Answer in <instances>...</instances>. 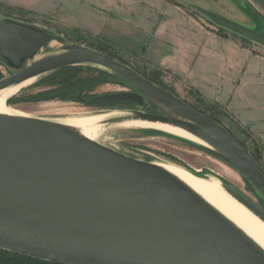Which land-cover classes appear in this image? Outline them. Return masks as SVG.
I'll return each mask as SVG.
<instances>
[{
	"label": "water",
	"instance_id": "water-1",
	"mask_svg": "<svg viewBox=\"0 0 264 264\" xmlns=\"http://www.w3.org/2000/svg\"><path fill=\"white\" fill-rule=\"evenodd\" d=\"M252 2L264 11V0ZM208 16L264 45L256 30ZM53 42L62 47L38 59ZM0 58L15 72L0 79V91L70 66L110 72L129 90L94 96L92 102L147 103L158 113L128 109L107 123L141 120L180 128L238 171L264 200V167L251 151L225 125L130 65L15 19L0 20ZM220 180L264 223V209ZM0 250L55 264H264L258 243L155 162L118 152L61 122L2 113Z\"/></svg>",
	"mask_w": 264,
	"mask_h": 264
},
{
	"label": "rangeland",
	"instance_id": "rangeland-1",
	"mask_svg": "<svg viewBox=\"0 0 264 264\" xmlns=\"http://www.w3.org/2000/svg\"><path fill=\"white\" fill-rule=\"evenodd\" d=\"M134 1L139 3L143 0ZM144 1L147 2V0ZM150 1L152 18H170V14L166 12L169 7H174L176 10L175 17H180L179 14L186 17H193L198 23L199 31L204 33L208 32L217 41L219 40L217 33L221 30V27L208 16L209 13L244 25L253 30L264 31V11L252 2V0ZM2 4L7 6V8L0 7V20L15 19L26 24L38 26L63 38L68 44L78 43L108 55L111 54L114 59L130 65L142 75L145 74L153 78L157 84L160 83L167 91L176 94L190 105L204 111L208 115L216 117L240 140H244V135L235 129V126L231 123L228 116L213 103L207 102L202 97L197 96L195 91L192 90L189 81L170 72L168 73L165 67L158 64L156 56L161 51L160 42L154 49L150 50V54H143L142 49L147 43L148 36L141 34L139 30L129 34L119 32L106 33L102 35L105 39L101 40L91 37L88 34H83L73 26L61 24L46 16L18 11L17 5L20 4L19 2H4ZM75 19L77 21L78 16ZM137 19L139 18L136 17ZM135 23L138 22L136 21ZM224 32L230 40L232 49L246 47L258 52L264 51V45L245 40L242 36L236 35L227 29ZM61 47L62 45L58 42L51 43L50 47L45 49L38 59L58 51ZM86 72H82L81 75L85 76L87 74ZM8 74L9 69L0 58V79ZM42 80L43 76L37 78L35 82L21 90L14 101L10 103L9 109L19 111L30 117L43 118L55 122H62L76 117L104 115L114 111H126L129 109L120 105H84L78 100L44 99L40 101H28L29 95L38 94L49 87ZM127 90V87L117 83H105L95 87L88 95L96 96ZM212 106H215V109H212ZM134 109L142 110L143 108L141 106H135ZM148 130L152 129H127L108 124L101 128L98 142L140 160L168 162L200 173H207L218 179L221 178L259 207H263L264 201L259 192L230 165L209 152L195 148L188 143L175 138L152 135L146 132Z\"/></svg>",
	"mask_w": 264,
	"mask_h": 264
},
{
	"label": "crops",
	"instance_id": "crops-1",
	"mask_svg": "<svg viewBox=\"0 0 264 264\" xmlns=\"http://www.w3.org/2000/svg\"><path fill=\"white\" fill-rule=\"evenodd\" d=\"M0 2L5 8L4 2H19L18 11L46 16L101 40L106 33L129 34L139 30L148 36L142 49L144 55L150 54L160 42L158 64L168 73L189 81L197 96L226 114L235 129L244 135L241 141L250 151L259 152L264 167V51L232 49L228 37L217 33V41L208 32H200L193 17L181 14L175 17L174 7L166 12L170 18H152L150 0Z\"/></svg>",
	"mask_w": 264,
	"mask_h": 264
},
{
	"label": "bare ground",
	"instance_id": "bare-ground-1",
	"mask_svg": "<svg viewBox=\"0 0 264 264\" xmlns=\"http://www.w3.org/2000/svg\"><path fill=\"white\" fill-rule=\"evenodd\" d=\"M37 78L29 79L17 86L9 87L0 91V113L18 116H27L19 111L9 109L6 104L7 100L18 94L21 90L36 81ZM128 113L122 111H114L104 115L76 117L67 119L61 123L67 124L84 136L98 142L101 128L108 125L107 121L112 117L126 116ZM115 126L127 129H152L158 130L169 135L189 140L191 142L205 145L202 141L195 138L184 130L163 123H152L141 120H125L120 123L113 124ZM102 133V132H101ZM162 168L166 169L187 186L198 193L208 203L214 206L246 234H248L258 245L264 249V223L248 211L242 204L232 198L221 185V180L209 175L208 178H198L194 176L185 167L171 164L168 162H155Z\"/></svg>",
	"mask_w": 264,
	"mask_h": 264
},
{
	"label": "trees",
	"instance_id": "trees-1",
	"mask_svg": "<svg viewBox=\"0 0 264 264\" xmlns=\"http://www.w3.org/2000/svg\"><path fill=\"white\" fill-rule=\"evenodd\" d=\"M0 7H3V6H0ZM224 31H225V29L221 28V30H219L218 33L224 37H227V34ZM256 31L264 35V31H261V30H256ZM236 35H239V34H236ZM243 38L245 40L251 41L250 39H248L246 37H243ZM110 45L113 46L112 44H110ZM109 55L113 57V55H111V54H109ZM84 71H87L86 72L87 74L85 76H82L81 73ZM94 72H95V74H93ZM144 76L147 79H149L150 81L156 83V81H154L153 78H150L149 76H147L145 74H144ZM113 78H114V75H112L110 72H108L104 69L98 68V67H94V66L80 65V66L66 67V68L57 70L55 72L49 73L46 76H43L42 82H45V84L49 87L47 89L43 90L42 92L38 93V94L29 95L28 101H40V100H44V99H46V100H55V99L78 100V97H81V98L93 97V96H89L88 93L93 91L95 87L100 86L102 84L115 83L113 81ZM122 85L125 87H128L125 84H122ZM158 85L161 86L160 83ZM164 89H166V88H164ZM96 96H98V95H96ZM97 103L100 105H108V106L120 105L123 107L125 106L129 109L136 106V103H132V102L100 101ZM90 104H96V103L90 102ZM194 108H196V107H194ZM211 108L215 109V106L214 107L212 106ZM196 109L199 110L198 108H196ZM199 111H201V110H199ZM201 112L204 113V111H201ZM204 114H206V113H204ZM206 115L211 117L212 119L216 120L220 124H222L219 121V119H217L216 117H213V116L208 115V114H206ZM146 132L149 134H152V135L175 138L177 140L188 143L189 145H191L195 148L209 152L206 148L201 147V146H199L193 142H190L188 140H185V139H182L179 137L169 135L167 133H164V132H161L158 130H148ZM234 136L236 138H238L236 135H234ZM238 140H240V139L238 138ZM240 142L246 148H248L247 145L245 144V142H243L241 140H240ZM251 153L253 154L255 159L260 163L261 156H260L259 152L251 151ZM223 181L225 183H227L225 180H223ZM262 208L264 209V205ZM0 264H55V263L40 261L37 259L30 258L28 256H23L20 254H15V253H11L8 251L0 250Z\"/></svg>",
	"mask_w": 264,
	"mask_h": 264
},
{
	"label": "flooded vegetation",
	"instance_id": "flooded-vegetation-1",
	"mask_svg": "<svg viewBox=\"0 0 264 264\" xmlns=\"http://www.w3.org/2000/svg\"><path fill=\"white\" fill-rule=\"evenodd\" d=\"M15 72L14 71H12V70H9V74L7 75V76H9V75H11V74H14ZM125 87V86H124ZM128 88V87H127ZM128 90H129V88H128ZM127 90V91H128ZM94 97V96H93ZM91 98L92 97H89V98H81V97H78V101L79 102H81L82 104H84V105H90V102H92L91 101ZM83 99L84 100H86V101H83ZM14 101V100H13ZM93 103H96V104H91V105H100V104H98L97 102H93ZM116 106H119V105H116ZM136 106H138V104H136ZM143 109V111H146V112H149V113H158V111L154 108V107H152V106H150L149 104H147V103H145L143 106H141ZM131 109H134V107H132Z\"/></svg>",
	"mask_w": 264,
	"mask_h": 264
}]
</instances>
